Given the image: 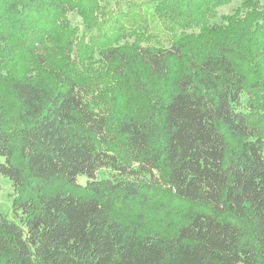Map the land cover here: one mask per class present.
Returning <instances> with one entry per match:
<instances>
[{"label":"trees","instance_id":"trees-1","mask_svg":"<svg viewBox=\"0 0 264 264\" xmlns=\"http://www.w3.org/2000/svg\"><path fill=\"white\" fill-rule=\"evenodd\" d=\"M231 2L0 0V264H264V0ZM160 190L209 211L113 214Z\"/></svg>","mask_w":264,"mask_h":264},{"label":"rangeland","instance_id":"rangeland-1","mask_svg":"<svg viewBox=\"0 0 264 264\" xmlns=\"http://www.w3.org/2000/svg\"><path fill=\"white\" fill-rule=\"evenodd\" d=\"M241 0H232V2L228 5L219 7L216 9V14L213 19L210 20V23L221 22L220 16L228 15L232 13L234 8H236ZM68 18L70 19L72 24L77 25L79 28L82 29V23L79 16L76 13H69ZM165 30L161 31V36ZM168 35L163 40V45L167 46L169 44V37ZM252 97L251 94L246 93L242 96V102L245 108H248V100ZM0 101L5 105V111L9 116H12L13 110L11 109V97L7 91H2V95H0ZM110 177L109 172L106 170H101L97 173V177ZM117 176V175H116ZM119 177V176H118ZM86 176L78 175L77 176V183L81 186H71L65 185L61 186L57 183L56 187H51V190H57L65 192L69 194H73L75 196H89L88 191L83 188L86 182ZM62 187V188H61ZM165 189V186L163 188ZM156 196H160L162 199L165 194L162 190L160 193H157ZM163 198L162 200L158 201L159 198L157 197L153 202H151L152 198L149 197L148 202H140V198H136V200L130 203L119 202L113 208V214L117 217L122 219H137L141 220L144 227V231H151V232H163L166 231L168 228L174 230L177 226L185 224L191 215L196 212H208V208L205 206H199L195 204H188L184 201L178 200H171ZM12 201H13V187L11 182L0 175V211L6 215V217L10 220L18 221V218L13 213L12 209ZM142 201V200H141ZM158 201V203L156 202ZM156 202V203H155ZM158 207V208H156ZM139 217V218H138Z\"/></svg>","mask_w":264,"mask_h":264}]
</instances>
